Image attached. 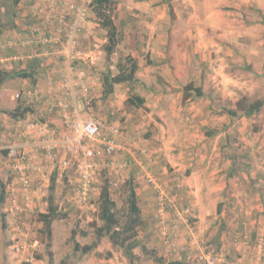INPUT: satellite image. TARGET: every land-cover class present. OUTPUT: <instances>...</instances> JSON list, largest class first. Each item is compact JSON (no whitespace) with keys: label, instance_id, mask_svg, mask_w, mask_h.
I'll use <instances>...</instances> for the list:
<instances>
[{"label":"crops","instance_id":"crops-1","mask_svg":"<svg viewBox=\"0 0 264 264\" xmlns=\"http://www.w3.org/2000/svg\"><path fill=\"white\" fill-rule=\"evenodd\" d=\"M45 1L20 0L15 16L4 19L0 28V179L6 184L0 204L6 217V227L0 218V251L5 253L0 259L5 264H132L108 236L96 235L94 224H102L97 201L108 178L112 192L133 185L141 210L133 264H143L148 249L156 256L149 264H264V0H168L146 35L129 41L119 5V21L114 19L123 35L119 47L125 44L126 55L136 60L138 79L116 84L109 95L103 91V76L109 72L107 31L96 37L95 27L102 25L91 16L73 65L83 64L82 57L93 52L88 80L92 104L87 107L83 95L78 103L85 115L94 113L105 122L106 132L119 128L123 134L113 154L103 152L92 161V202L85 205L72 190L81 185V175L63 164L72 156L59 112L43 102L38 114H10L19 110L18 92L38 88L48 95L49 78L60 80L65 69L63 56H55V65L44 56L52 50L50 44L31 43V10ZM172 18L180 30L171 27ZM135 93L144 98L143 106L127 105ZM244 97L262 101L260 110L248 116L238 109ZM50 140L54 150L45 148ZM15 145L30 153L35 168L29 192L9 164L8 149ZM57 150L53 158L51 152ZM152 174L178 208L193 209L192 226L170 209L163 227L158 193L147 179ZM50 196L68 217L53 221L45 253L39 213L49 210ZM20 220L32 227L30 251L22 254L11 246ZM75 228L88 234L72 239ZM95 241L90 251L81 249ZM140 246L147 251L140 252ZM33 251H38L35 259L26 261Z\"/></svg>","mask_w":264,"mask_h":264},{"label":"built area","instance_id":"built-area-1","mask_svg":"<svg viewBox=\"0 0 264 264\" xmlns=\"http://www.w3.org/2000/svg\"><path fill=\"white\" fill-rule=\"evenodd\" d=\"M94 0H46L44 3L36 4L32 10V17L35 22L31 26L33 39L31 43H46L52 46V50L44 53L50 64H57V55L64 57L65 69L60 80L49 78L50 89L48 95L38 88L20 91L16 94L19 106L25 112L40 113L39 109L43 102H49L52 106L50 111L56 110L65 128L67 142L66 151L72 156L69 160H64L67 167H75L76 172L81 175V185L73 187L75 199L82 204L92 202L91 198V169L94 168L92 161L101 153L113 154L118 148V138L123 134L119 128H113L111 133L104 121L99 119L94 113L84 114L80 109L78 97L85 96L86 106L92 104V97L89 96L88 80L90 77L93 62L92 51L86 57H82L83 64L73 65L75 56L81 53L77 49L79 38L83 30L87 29L91 21V16H96V22L101 25V20L92 9ZM46 66V63H42ZM40 123V122H39ZM35 125V123H31ZM29 132H25L23 137H28ZM45 148L55 149L52 141ZM38 148H44L37 145ZM59 150L52 151L53 158L58 156ZM143 154L148 155L146 151ZM8 160L14 177L28 190L32 186L31 175L35 169L31 163V155L23 146H12L8 149ZM76 161V162H75ZM150 185L158 193V216L165 228L166 213L173 209L176 217L182 219L186 224L192 226L194 211L192 208H178L177 204L167 196L161 188L155 176L147 177ZM30 190H28L29 192ZM16 233L12 239V249L19 254L30 251L28 238L32 232L30 224L25 220H20L14 228ZM165 236L166 233L164 232ZM167 243L170 241L167 238ZM263 241L261 245H263ZM205 255L202 258L205 259ZM33 252L26 256V261H33Z\"/></svg>","mask_w":264,"mask_h":264},{"label":"trees","instance_id":"trees-1","mask_svg":"<svg viewBox=\"0 0 264 264\" xmlns=\"http://www.w3.org/2000/svg\"><path fill=\"white\" fill-rule=\"evenodd\" d=\"M20 0H10L11 9L8 14L13 18L15 16V8H17ZM114 0H94L92 4V9L96 15L101 20V25L107 29V42L104 44V50L108 56L115 53L117 47L122 40V31L114 22L113 11L115 9ZM2 14H0V28L6 24ZM118 72L112 74L111 71L104 74L103 76V91L106 95L114 92L116 84L119 83H134L137 81V71L138 64L136 60L131 56L127 55L120 62L117 63ZM263 102L260 100L249 101V98L244 97L238 102V109L243 110L248 116L253 115L258 112L262 106ZM127 105L141 107L144 105V98L138 94H131L127 99ZM17 109L15 112H10L12 116L23 115L24 111L22 109ZM234 113V112H233ZM104 184L102 187L101 195L98 204V216L102 221V224L96 225V235L97 238L108 236L113 244L119 249L123 250L126 256L129 258L131 263L137 258L135 253V248L139 245L138 243V229L142 224L141 210L137 203L136 194L134 191V186L130 184H124L120 192L114 189L112 192L110 189V180L108 178L104 179ZM53 186H51V190ZM114 193V194H113ZM126 194V196H124ZM51 197V196H50ZM123 197L125 199V204L118 206V198ZM6 198V184L0 179V204L5 202ZM119 198V199H120ZM68 215L58 209L54 204L52 197L50 198V206L47 212L39 213V219L44 223L42 228V234L47 239H51L52 236V223L54 220L65 219ZM0 218L4 226L6 227V217L5 214L0 211ZM77 234L87 235L88 232L84 230H77L76 228L72 232V239L75 238ZM84 245L81 249L84 252L90 251L94 244ZM78 247L79 244H76ZM50 247V243L47 244ZM144 251H147L143 248ZM52 256V253L49 252ZM59 264H65L61 262ZM168 264H182L176 261L170 262Z\"/></svg>","mask_w":264,"mask_h":264},{"label":"rangeland","instance_id":"rangeland-1","mask_svg":"<svg viewBox=\"0 0 264 264\" xmlns=\"http://www.w3.org/2000/svg\"><path fill=\"white\" fill-rule=\"evenodd\" d=\"M114 1H115L116 7L113 11V18L115 17L114 19L118 20L117 13L119 12L117 10L119 9V5H120L121 6L120 11H122L123 13L122 16H124L123 18H125L124 20H126L125 23H123V25L126 26L125 30H127L128 32V35H126V37L127 38L128 37L137 38L139 36H143L144 34L146 35V32L148 30V24L150 27L153 26L152 18H154L156 21L158 14L163 11L165 1H168V0H114ZM10 9H11L10 0H0V14H2L3 18L6 21L11 18V16L8 14V11ZM174 14L175 12L173 11L172 15ZM171 24H172L171 27L173 28V30H176V31L180 30L181 25L179 24V22H175V18H172ZM156 27L158 28V25ZM95 31H96V37L100 39L101 38L100 36H103V33H105L107 29L101 26V27H95ZM122 39H123V36H122ZM129 40L130 39L128 38V41ZM125 56H127L126 47H125V44L122 43L120 47L119 46L117 47L115 53H113L111 56H108V55L106 56L105 70L111 71L112 74H116L118 72L116 65ZM123 204H125V199L121 197L119 199V206H122ZM55 228L57 229V236L62 237L63 232L58 231L61 229V222H57L55 225ZM6 241L7 239L5 238V242ZM49 243L51 247V239L45 238V241H44L45 253L47 252V248L49 247L47 246V244ZM138 250L140 252L141 250L142 252H144L142 249V246L138 247ZM37 252L38 251H33V254H37ZM1 253L2 254L5 253L4 249L0 251V254ZM2 256L4 257L6 255H2ZM154 257H156L154 251L148 249V253L146 254V256H144L142 263L149 264V260H152V258ZM4 260L5 259L3 260L0 259V264H5Z\"/></svg>","mask_w":264,"mask_h":264}]
</instances>
